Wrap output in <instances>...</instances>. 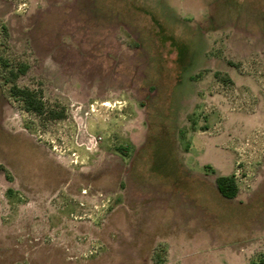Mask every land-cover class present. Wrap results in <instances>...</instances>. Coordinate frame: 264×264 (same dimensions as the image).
<instances>
[{
    "label": "rangeland",
    "instance_id": "1",
    "mask_svg": "<svg viewBox=\"0 0 264 264\" xmlns=\"http://www.w3.org/2000/svg\"><path fill=\"white\" fill-rule=\"evenodd\" d=\"M0 164V264H264V0H0Z\"/></svg>",
    "mask_w": 264,
    "mask_h": 264
},
{
    "label": "trees",
    "instance_id": "2",
    "mask_svg": "<svg viewBox=\"0 0 264 264\" xmlns=\"http://www.w3.org/2000/svg\"><path fill=\"white\" fill-rule=\"evenodd\" d=\"M29 65L21 64L15 69H11L10 76L12 80L18 79L29 70ZM11 93L14 97L22 101L25 110L32 112L39 117L46 119L60 120L65 118L64 111L56 113L52 111L43 99L40 92L30 88H20L17 85H12ZM123 151L124 149H120ZM0 169L2 167L0 166ZM216 187L219 193L228 200H234L239 194V187L234 175H221L216 178ZM259 264V263H252Z\"/></svg>",
    "mask_w": 264,
    "mask_h": 264
},
{
    "label": "flooded vegetation",
    "instance_id": "3",
    "mask_svg": "<svg viewBox=\"0 0 264 264\" xmlns=\"http://www.w3.org/2000/svg\"><path fill=\"white\" fill-rule=\"evenodd\" d=\"M0 166L2 167V169H0V170H3L4 169L3 165L0 164Z\"/></svg>",
    "mask_w": 264,
    "mask_h": 264
}]
</instances>
